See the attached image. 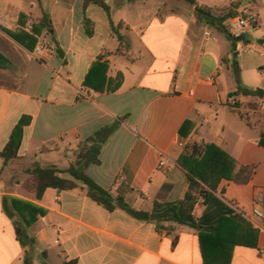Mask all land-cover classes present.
<instances>
[{
    "label": "crops",
    "instance_id": "1",
    "mask_svg": "<svg viewBox=\"0 0 264 264\" xmlns=\"http://www.w3.org/2000/svg\"><path fill=\"white\" fill-rule=\"evenodd\" d=\"M106 4L115 26L121 25V41L98 5L85 8L83 0H0V55L9 61L0 67V153L20 119L31 118L18 160L4 166L0 159V264H25L26 254L33 264H203L198 231L132 213L151 215L155 204L185 198L189 181L178 162L193 143L215 144L240 165L255 166L247 184H219L216 196L223 211L232 209L252 224L254 200L264 195V0ZM234 4L250 5L257 16L258 28L245 33L247 42L227 39L200 22L195 12L201 7L219 15ZM28 25H33V33L26 30ZM206 28L212 38L202 51ZM88 30H93L91 36ZM38 37L53 45L43 60L33 55ZM92 68V85H86ZM118 73L123 83L111 91ZM208 77L214 82H207ZM237 77L263 96H232ZM84 93L92 99H85ZM115 123L118 128L103 146L100 163L90 165L87 174L129 210L109 211L81 186L48 189L40 200L25 190L34 168L67 169L82 141ZM164 156L167 164L161 167ZM4 198L45 211L28 228L36 241L33 246H21L14 220L4 212ZM205 209L200 201L195 217L201 218ZM258 222L260 228L252 224L259 230L258 248L236 246L231 264H264V219ZM233 230L234 223L225 222L222 234L229 236ZM59 232L64 235L61 244Z\"/></svg>",
    "mask_w": 264,
    "mask_h": 264
},
{
    "label": "trees",
    "instance_id": "2",
    "mask_svg": "<svg viewBox=\"0 0 264 264\" xmlns=\"http://www.w3.org/2000/svg\"><path fill=\"white\" fill-rule=\"evenodd\" d=\"M37 1L39 3L41 2V0ZM83 1L85 8L90 5H98L107 12L111 29L121 41L122 36L119 32L121 25L115 26L112 21L110 8L106 4V0ZM185 1L190 5H196V0ZM240 9L239 4H234L223 10L219 15H215L211 9L201 7H198L195 12L200 22L215 29L227 39L233 40L234 42H238L239 40L247 42L245 35L240 39L234 38L228 27L229 20L237 16ZM42 22L43 26L49 30L50 24L47 18H44ZM88 24H90V20L86 18L85 25ZM87 33L91 36L93 30H88ZM8 64V59L0 55V67L4 68ZM234 66L236 67V65ZM95 67L97 65L94 66V69ZM92 71L93 68L87 77L86 85H92L90 82ZM236 82L237 89L232 96H263V92L259 89L252 91L244 87L238 77L236 78ZM122 83L123 75L118 73L111 80L109 89L116 91ZM241 117L250 125L247 115H242ZM30 122L31 118L24 116L14 128L6 148L0 153V159H3L4 166L18 160L24 131ZM117 128L118 123L104 127L94 136L82 141L79 144L75 162L65 170H60L55 167L34 168L30 171V178L24 184L25 190L33 193L36 199L40 200L48 189L70 191L81 186L86 190L88 197L107 210L113 211L118 207L129 210L122 199H115L109 191L99 186L87 174V169L90 165L100 163L102 148ZM262 144L264 145L263 140ZM178 164L185 170L189 181V191L185 198L174 203L155 204L154 211L151 215L136 211H132V213L139 219L170 221L198 231L203 264H231L233 251L236 246L257 249L259 230L254 228L241 215L234 214L232 209L227 208L223 211L222 206L224 204L216 196L218 186L223 180L240 184L250 182L255 171V166L240 165L235 158L230 156L221 147L215 144L205 143L188 145L179 159ZM200 201H202L206 209L203 216L197 219L194 215V210ZM3 207L6 215L14 220L16 236L21 246L24 248L33 246L36 241L28 233V228L35 224L38 216L44 215L45 211L32 203L9 198H4ZM212 218L216 219V223H209V220ZM229 221L234 223V230L229 236H224L222 234V227L225 222ZM24 263L33 264V259L29 254H26ZM65 264H76V262L71 261Z\"/></svg>",
    "mask_w": 264,
    "mask_h": 264
},
{
    "label": "built area",
    "instance_id": "3",
    "mask_svg": "<svg viewBox=\"0 0 264 264\" xmlns=\"http://www.w3.org/2000/svg\"><path fill=\"white\" fill-rule=\"evenodd\" d=\"M1 24V20H0ZM229 31L232 36L236 39H240L247 31L255 30L258 28V19L256 14L252 11L250 5L243 6L239 14L233 18H231L228 22ZM26 30L30 33L34 32L33 25H28ZM212 38V32L209 28H206L202 34V38L200 41V46L202 51L207 49ZM240 42V40H239ZM53 45L52 42L44 37H38L36 46L33 51V55L37 60H43L46 56H48L52 51ZM207 82L213 83L214 78L208 77L206 79ZM85 99H92V96L84 93ZM233 102V101H232ZM183 146V144H181ZM167 164V158L164 156L160 161V166L165 167ZM252 224L256 226V228H260L259 220L264 219V195L258 194L254 200L253 209L251 211V215L249 217ZM63 233H58L57 243L61 244L63 239Z\"/></svg>",
    "mask_w": 264,
    "mask_h": 264
}]
</instances>
